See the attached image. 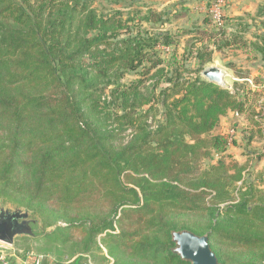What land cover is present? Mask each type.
<instances>
[{
    "label": "trees",
    "instance_id": "trees-1",
    "mask_svg": "<svg viewBox=\"0 0 264 264\" xmlns=\"http://www.w3.org/2000/svg\"><path fill=\"white\" fill-rule=\"evenodd\" d=\"M129 15L90 0H0V198L56 227L39 239L54 264L75 254L190 264L174 251L181 230L206 234L220 264H264V180L246 181L244 165L224 158L227 136L213 133L241 98L199 75L164 73L154 48L171 35L132 32Z\"/></svg>",
    "mask_w": 264,
    "mask_h": 264
},
{
    "label": "rangeland",
    "instance_id": "rangeland-1",
    "mask_svg": "<svg viewBox=\"0 0 264 264\" xmlns=\"http://www.w3.org/2000/svg\"><path fill=\"white\" fill-rule=\"evenodd\" d=\"M90 5L97 11L107 13L120 10L124 17L129 13V16L133 19L130 23L133 27L132 32L139 31L141 34L168 32L174 42L169 45L158 44L154 48L158 55L164 59V73L169 71L168 75L171 76L175 70L177 74H180L181 78H193L196 75L204 78L202 71L206 68H220L226 73L228 84L237 89L236 95L241 93L246 99L249 98V101L247 100L246 102L247 112L243 113V116L259 111L260 104L264 112V63L259 52V47L263 45L260 36L264 32V25L262 24V21H264V4L258 5V8L252 5L254 9L241 15H229L230 9L233 8L234 4H232L231 0H224L221 7V24L219 25L211 19L212 0H90ZM153 12L157 13V16L154 17L155 19L142 20L144 16H148ZM158 16H160V19H157ZM221 30L225 34H221ZM219 46L221 51L216 49V47L220 48ZM198 52L208 55L209 62L201 65L200 60L196 56ZM170 63L171 70L168 66ZM232 68L241 74L252 76L250 78L252 79L253 87L251 88L245 82L233 81ZM142 70H144L143 67H140L135 71L125 72L119 79L120 84L127 85L140 78ZM149 75H151V72L145 77V84L148 87L154 81L148 78L150 77ZM160 86H166V83L162 81L157 87L155 94H157ZM111 87V85L104 87L103 90L102 100L107 103L110 99ZM104 109L108 112L118 110L121 113L118 107L112 104H109ZM233 115L234 113L231 112L230 118ZM243 116L240 119L244 123L241 125L243 128L240 130V140H234L232 144L235 146L234 149L237 155L240 156V160L244 164L246 163L244 166L247 167L244 171L246 181L259 184L260 177L264 180V160L259 159L252 163H248L246 160L249 153L256 154L259 152L257 148L264 144V137L255 132L253 136V142L255 143L247 145L250 130L246 127L247 122L243 120ZM158 118L159 116L156 115L155 120ZM261 119H263L264 123V116H261ZM151 123L155 124L154 119ZM130 133V130H126L121 133V136L125 137ZM232 156L228 152L224 153L226 161L232 160ZM215 161V159H207L205 162L208 164ZM239 184L240 182H238ZM0 199V207H21L23 210L27 209L32 218L40 220L43 228L49 227V230H52L46 235H50L55 230V226L44 225L42 219L27 207L18 206L9 201H4L2 198ZM46 235L39 237L16 236L11 248L20 258L30 251L42 254L44 259L48 257L54 258L55 255L51 251L54 250L52 244L45 246L39 240ZM62 250L65 251L63 248ZM64 257H66V254Z\"/></svg>",
    "mask_w": 264,
    "mask_h": 264
},
{
    "label": "water",
    "instance_id": "water-1",
    "mask_svg": "<svg viewBox=\"0 0 264 264\" xmlns=\"http://www.w3.org/2000/svg\"><path fill=\"white\" fill-rule=\"evenodd\" d=\"M202 75L207 81L220 84L217 67L203 70ZM50 231L49 227H42L38 218H32L27 209L0 207V243L12 246L16 236L39 237ZM172 238L176 243L174 251L190 264H220L209 246L207 235L181 230L174 231Z\"/></svg>",
    "mask_w": 264,
    "mask_h": 264
},
{
    "label": "crops",
    "instance_id": "crops-1",
    "mask_svg": "<svg viewBox=\"0 0 264 264\" xmlns=\"http://www.w3.org/2000/svg\"><path fill=\"white\" fill-rule=\"evenodd\" d=\"M231 1H232V4H234V6L232 9H230L229 15H241L244 12H249L252 9H254L253 8L254 5L256 8H258V5L264 4V0H231ZM240 4H242V5L239 6ZM235 6H237V7H235ZM263 63H264V61H263ZM231 73L233 74L232 77H234V78L252 77L250 75L246 76L245 74H241L240 72H237L234 69ZM240 95H236V97L238 99L241 98V100L243 102L242 110L241 111H238V110L228 111L224 116L220 117L219 122L217 123V125L213 129V133H216V134L222 133V134H225L226 136H228V132H229L230 128L235 129V134L231 138L229 137L230 140H228V145H227V149L225 152H228L229 154L233 155L232 158L230 157L232 159V161L237 162L239 165L245 166L246 163L244 164V162H242V160H240V156L237 155L236 150L234 149L235 146H233V144H232V142H234V140L235 141L240 140V130L243 128V127H241V125L244 124L240 121V119L242 118L241 116H243V113L247 112L246 102H247V100L249 101V98L246 99L244 95H241V96ZM254 109L257 110L256 108H254ZM231 112L234 113L232 118H230ZM255 113L256 112H253L252 114L248 113V115L243 116V120L245 122H247L246 127H248V129L250 130V134L247 138V140H248L247 145H250L251 143H255V142H253V136H254L255 132H258V134L262 135V136L264 133L263 119H260V122L258 120H256L254 117ZM262 116H264V112H263ZM244 133H245V131H244ZM257 144L259 145V143H257ZM257 149L259 151L258 153H256V154L249 153L247 155L248 159L246 161L248 163H252L253 161H257L259 159L264 160V144L260 145V147ZM246 169H247V167H244V170L242 172L244 173V171ZM84 255H87V254H75V255L71 256L70 258H74V262L76 264H88ZM19 259H20V257L16 256V258L14 259V263L18 264ZM66 260H68V259L65 258L62 261V264H64V261H66ZM55 261L56 260L54 258L48 257L43 264H54ZM92 263L98 264V263H94V262H92ZM107 264H111L110 261Z\"/></svg>",
    "mask_w": 264,
    "mask_h": 264
},
{
    "label": "built area",
    "instance_id": "built-area-1",
    "mask_svg": "<svg viewBox=\"0 0 264 264\" xmlns=\"http://www.w3.org/2000/svg\"><path fill=\"white\" fill-rule=\"evenodd\" d=\"M223 2H224V0H212V7L210 9L211 19L218 25L221 24V17H222L221 7L223 5ZM206 69H208V68H206ZM218 69H219V81H220V84H218V85L227 88L232 94L236 95L237 89H235L232 85L228 84V82L226 81V73L223 72L220 68H218ZM232 79H233V81L248 83L251 86V88L253 87V82H252V79L250 77H244V78L232 77ZM259 109L260 110L254 114V117L256 120H258L260 122L261 116L263 114L261 104L259 105ZM229 131L230 132L227 136L228 140H230V138L235 134V129L231 128ZM263 137H264V133H263ZM12 250H13V248H11V246L0 243V264H11L12 261H14L17 254L15 253L14 250L13 251ZM84 256H85L88 264H93L88 255H84ZM43 257L44 256L42 254H38V253H34V252L30 251V252H27V254L24 257L19 259L18 264H40ZM109 261L111 263L112 259L109 258ZM64 264H76V263L74 262V258H69L68 260L64 261Z\"/></svg>",
    "mask_w": 264,
    "mask_h": 264
}]
</instances>
